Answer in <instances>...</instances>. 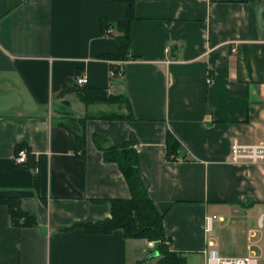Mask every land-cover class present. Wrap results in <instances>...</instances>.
<instances>
[{"label": "crops", "instance_id": "crops-1", "mask_svg": "<svg viewBox=\"0 0 264 264\" xmlns=\"http://www.w3.org/2000/svg\"><path fill=\"white\" fill-rule=\"evenodd\" d=\"M125 12V0H0V196L20 197L37 221L17 227L0 203V264H157L155 242L74 227L111 217L109 200L131 196L99 147L131 137L187 264H208L210 248L264 264V161L232 160L234 144L264 143V0H136L132 51L114 74L100 55L119 51ZM78 76L130 107L60 96ZM88 113L129 116L69 118ZM62 123L85 132V157ZM169 131L186 159L167 158Z\"/></svg>", "mask_w": 264, "mask_h": 264}, {"label": "trees", "instance_id": "trees-1", "mask_svg": "<svg viewBox=\"0 0 264 264\" xmlns=\"http://www.w3.org/2000/svg\"><path fill=\"white\" fill-rule=\"evenodd\" d=\"M126 12L123 20L119 21L115 35L119 43L117 53H104L102 58L111 59L110 68L114 74H119L121 69L119 61L129 58L132 51L131 26L137 19L135 13L136 0H125ZM102 21V31L109 33L111 27L106 21ZM116 61L117 63L115 64ZM75 92L79 99L87 106L99 103L118 104L120 107L126 105L130 107L129 99L123 94H111L107 87H89L86 84L79 86L74 84L65 87L60 91V96L68 92ZM68 117V115H66ZM80 124L89 118L116 119L128 118L129 115L116 113H101L95 115L88 113L84 117H74ZM70 131V147L77 154L85 157L86 154V134L74 131L67 124L62 123ZM98 143L99 141L96 140ZM136 140L131 137L128 141L120 144L102 145L100 149L106 161L115 162L123 172L129 185L131 196L129 198H113L111 203V217L97 221H87L76 224L88 233L92 234H111L116 230H122L127 238H143L150 242H155V251L159 252L157 264H187L185 253L172 249L171 238L167 237L164 226V213H161L152 199L145 181L141 174L139 151L136 149ZM167 158L169 160L186 159V155H181L182 145L177 137L168 132L166 137ZM24 145L18 147L21 148ZM17 149V151H18ZM0 203L9 209V215L13 225L17 227L36 225V215L25 211L22 207L21 198L18 196H0ZM135 264H145L138 261Z\"/></svg>", "mask_w": 264, "mask_h": 264}, {"label": "built area", "instance_id": "built-area-1", "mask_svg": "<svg viewBox=\"0 0 264 264\" xmlns=\"http://www.w3.org/2000/svg\"><path fill=\"white\" fill-rule=\"evenodd\" d=\"M78 84H84L87 82L85 76L77 77ZM208 82H212V78L208 79ZM28 156V149L26 147H21L18 149L15 157V163L18 165H23ZM247 159L250 162H262L264 161V143L254 144V145H239L234 144L232 147V160L233 162H240L241 160ZM260 227L264 233V213L260 218ZM153 246L154 242H150ZM208 264H258L259 259L256 254H250L243 257H237L233 259L223 258L220 256L219 252L215 248H210L207 252Z\"/></svg>", "mask_w": 264, "mask_h": 264}, {"label": "water", "instance_id": "water-1", "mask_svg": "<svg viewBox=\"0 0 264 264\" xmlns=\"http://www.w3.org/2000/svg\"><path fill=\"white\" fill-rule=\"evenodd\" d=\"M158 254V252L156 251L155 253H154V255H157Z\"/></svg>", "mask_w": 264, "mask_h": 264}]
</instances>
